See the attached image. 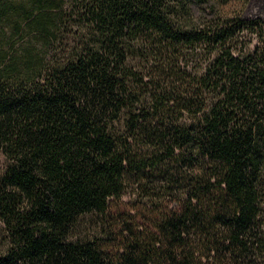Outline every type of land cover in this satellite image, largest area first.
<instances>
[{"label":"trees","instance_id":"1","mask_svg":"<svg viewBox=\"0 0 264 264\" xmlns=\"http://www.w3.org/2000/svg\"><path fill=\"white\" fill-rule=\"evenodd\" d=\"M232 1L0 0V264H264V18ZM128 193L179 204L119 229Z\"/></svg>","mask_w":264,"mask_h":264},{"label":"rangeland","instance_id":"2","mask_svg":"<svg viewBox=\"0 0 264 264\" xmlns=\"http://www.w3.org/2000/svg\"><path fill=\"white\" fill-rule=\"evenodd\" d=\"M224 8L229 12L234 10L241 11L247 17L261 16L264 18V0H248L244 6L239 0H233ZM4 164L5 158L0 152V170L3 169ZM155 185L156 184L153 186ZM158 203V201H155V203L152 204L146 196L139 197L128 193L112 201L110 213L113 215V220L119 224V229L125 222L131 221L132 217H135L142 225L141 227L151 229L157 225L160 219L159 214L162 210L168 213L173 206L179 204L178 201L173 199H167V201L161 205Z\"/></svg>","mask_w":264,"mask_h":264}]
</instances>
